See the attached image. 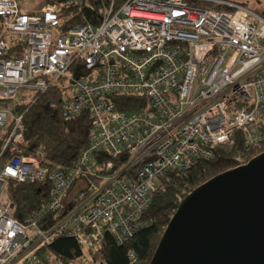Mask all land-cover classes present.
<instances>
[{"label":"built area","instance_id":"2783aa9c","mask_svg":"<svg viewBox=\"0 0 264 264\" xmlns=\"http://www.w3.org/2000/svg\"><path fill=\"white\" fill-rule=\"evenodd\" d=\"M120 1L102 6L98 25L61 31L62 5L37 14L0 0V156L22 139L23 114L6 104H15L21 90L32 94L30 103L51 87H69L63 119L87 113L91 121L86 147L68 167L42 165L36 154L0 165V264L48 262L47 246L63 234L83 252L98 249L105 234L122 246L150 225L141 215L171 171L211 159L217 146L232 144L235 131L247 147L264 139V13L250 0H190L221 8ZM75 61L87 77L71 78ZM112 95L147 104L119 112ZM102 154L128 160L109 174L112 163L100 162ZM9 182L48 186L46 202L26 224L14 218ZM48 213L62 216L46 231L39 222ZM127 260H137L134 251Z\"/></svg>","mask_w":264,"mask_h":264},{"label":"trees","instance_id":"16d2710c","mask_svg":"<svg viewBox=\"0 0 264 264\" xmlns=\"http://www.w3.org/2000/svg\"><path fill=\"white\" fill-rule=\"evenodd\" d=\"M20 5V1L16 0ZM46 3L62 5L59 14V30L91 24L98 25L101 19L102 6L110 0H83L78 6L66 5L68 0H43ZM116 0V4L120 3ZM187 3L199 8L213 7L203 1ZM19 53V51H18ZM71 78L87 77L89 71L80 61H75L69 68ZM69 87L54 86L35 96L30 103L10 105L13 111L22 113V139L12 146L6 147L0 156V165L14 156L38 155L42 165L65 168L74 162L79 152L86 147L91 121L87 113H83L72 121L62 117L61 106L64 94ZM119 112H130L147 104L144 98L133 96L112 95L109 97ZM4 131H0V137ZM264 151V139L258 147H247L241 132L235 131L231 145L217 146L211 159L200 160L186 170H174L169 173V179L156 190L149 207L142 213L143 219L150 225L136 232L122 246L116 245L112 237L105 234L102 243L95 251L87 252L98 264H130L127 260L128 251L137 256L133 264H148L158 244L164 228L183 197L194 188L212 177L248 162L251 158ZM128 160L127 154L110 156L102 154L100 162H111L109 174L120 171ZM7 199L15 206L14 218L21 224L36 214L47 200L48 186L41 183L9 182L6 189ZM61 214L48 213L40 219L43 230H51L61 219ZM52 258L43 264H71L84 255L76 240L67 235H58L47 246Z\"/></svg>","mask_w":264,"mask_h":264},{"label":"water","instance_id":"95a60500","mask_svg":"<svg viewBox=\"0 0 264 264\" xmlns=\"http://www.w3.org/2000/svg\"><path fill=\"white\" fill-rule=\"evenodd\" d=\"M148 264H264V151L183 197Z\"/></svg>","mask_w":264,"mask_h":264},{"label":"rangeland","instance_id":"374dc122","mask_svg":"<svg viewBox=\"0 0 264 264\" xmlns=\"http://www.w3.org/2000/svg\"><path fill=\"white\" fill-rule=\"evenodd\" d=\"M251 3H248L251 7L257 9L259 12L264 13V0H250ZM56 3H46L43 0H24L20 1L21 8L25 10L28 13H40L42 9L49 5H53ZM261 4V5H260ZM29 96L31 97L32 94L28 95L25 94L24 91H19L15 101L16 102H23L28 103L29 102ZM77 187H75L72 190V194L76 191ZM84 255L82 257L77 258L75 261H73L71 264H98L97 262H94L90 255L87 254V252H83Z\"/></svg>","mask_w":264,"mask_h":264}]
</instances>
